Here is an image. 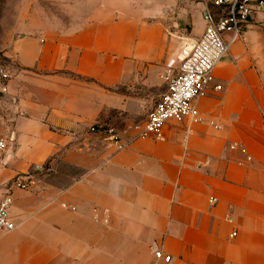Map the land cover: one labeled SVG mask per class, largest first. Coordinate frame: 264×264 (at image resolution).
I'll list each match as a JSON object with an SVG mask.
<instances>
[{"label":"crops","instance_id":"0c3cea01","mask_svg":"<svg viewBox=\"0 0 264 264\" xmlns=\"http://www.w3.org/2000/svg\"><path fill=\"white\" fill-rule=\"evenodd\" d=\"M182 1L99 0L79 29L11 42L0 202L17 228L0 230V264H264V11L217 66L202 123L122 151L90 133L126 140L147 120L207 27L208 1ZM26 174L32 190L12 187Z\"/></svg>","mask_w":264,"mask_h":264},{"label":"built area","instance_id":"2783aa9c","mask_svg":"<svg viewBox=\"0 0 264 264\" xmlns=\"http://www.w3.org/2000/svg\"><path fill=\"white\" fill-rule=\"evenodd\" d=\"M193 3L197 0H191ZM218 11H225V16L212 14L210 8L204 12L207 27L203 35L182 52L176 74H166L167 90L155 107L148 114L144 123L132 127L134 134L124 139L111 126H92L90 133L99 135L104 142L122 151L132 143L141 140L164 141V127L168 123H181L189 120L191 123H202L198 110V102L208 92H219L221 86H213L217 66L229 54L232 45L244 39V29L253 15L264 11V0H210ZM228 36L226 39L225 36ZM10 77L1 71L2 91L7 92L6 82ZM5 148V142H0V150ZM49 171L46 166H36L35 172ZM35 179L32 174L18 175L12 181V187L29 191L33 189ZM217 199L211 200L212 204ZM12 200L6 197L0 202V230L12 232L17 227L10 219ZM237 236L234 232L231 238ZM155 256L165 263H170L171 257L157 251Z\"/></svg>","mask_w":264,"mask_h":264},{"label":"rangeland","instance_id":"374dc122","mask_svg":"<svg viewBox=\"0 0 264 264\" xmlns=\"http://www.w3.org/2000/svg\"><path fill=\"white\" fill-rule=\"evenodd\" d=\"M207 1L212 14L226 15ZM98 3L99 0H0V142L13 129V100L2 91L1 80V71L8 73L12 66L7 56L11 42L21 36H43L57 27L79 29ZM183 4L188 5L185 1ZM175 16L179 23L176 30L186 29L187 20L181 13Z\"/></svg>","mask_w":264,"mask_h":264}]
</instances>
